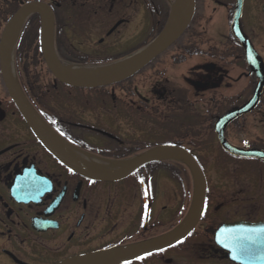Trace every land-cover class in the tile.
Masks as SVG:
<instances>
[{
  "label": "flooded vegetation",
  "instance_id": "1",
  "mask_svg": "<svg viewBox=\"0 0 264 264\" xmlns=\"http://www.w3.org/2000/svg\"><path fill=\"white\" fill-rule=\"evenodd\" d=\"M174 3L0 0V264H62L153 240L185 218L193 190L172 153L115 180L82 175L35 137L17 101L95 172L168 148L199 163L207 191L196 227L178 245L122 264L239 263L221 242L233 239L226 228L264 223V160L243 157L264 152V0H194L181 37L117 84L71 87L47 67L50 18L55 60L84 72L149 46ZM255 95L251 112L221 123Z\"/></svg>",
  "mask_w": 264,
  "mask_h": 264
},
{
  "label": "water",
  "instance_id": "2",
  "mask_svg": "<svg viewBox=\"0 0 264 264\" xmlns=\"http://www.w3.org/2000/svg\"><path fill=\"white\" fill-rule=\"evenodd\" d=\"M238 2H240V0H238ZM30 10L31 9L26 8L20 13L27 14ZM193 10V0H176L164 29L151 45L135 56L124 61L84 72L72 71L70 68H64L55 60L52 51V27L50 21H48L43 24L42 35L43 50L45 52L47 66L51 73L61 82L74 87L98 88L119 83L144 68L154 58L173 44L188 26L193 15ZM239 10L240 8H238L237 13L240 12ZM11 28L12 26L10 25L5 32L4 43L9 39L12 31ZM257 100L258 99L255 95L254 99L242 109L226 115L221 120L223 121L221 123L224 124V122H230L241 114L251 112L256 106ZM16 103L21 113L25 116L26 121L30 125L35 136L46 146V148L63 164L77 170L86 177L107 180L119 179L123 176L122 172L130 171L134 166H140L150 160L158 158L159 156L169 155V153L180 158L181 161L188 166L191 172L193 180V198L191 206L185 219L173 231L154 240L111 251L105 255L77 258L62 264H122L180 243L196 226L204 209L206 182L199 165L191 156L188 154L176 155L177 152L175 149L171 148H168V150L158 149L144 154L141 160L139 159L126 165L116 164L121 167L116 172L107 174L95 172L85 162L76 160L73 155L66 153L64 150H60L58 139L47 129L40 126L41 121L37 119L36 115L33 114V112H30L24 103L19 101ZM220 131L221 130L218 128L217 133ZM221 145L229 153L241 155L236 149L232 148L222 140ZM243 155L250 158L264 160L263 152L252 151ZM227 234H237V236H234V239L231 240L233 242L232 245L228 244L227 248L231 254L232 260L239 262L240 264H249L252 262L255 264H264V224L258 226L228 228ZM242 247L246 250L242 251ZM234 256L236 258H234Z\"/></svg>",
  "mask_w": 264,
  "mask_h": 264
},
{
  "label": "snow or ice",
  "instance_id": "3",
  "mask_svg": "<svg viewBox=\"0 0 264 264\" xmlns=\"http://www.w3.org/2000/svg\"><path fill=\"white\" fill-rule=\"evenodd\" d=\"M222 235H223V233H222ZM221 242L223 243V242H226V241H225V240H222ZM241 250H242V251H245L246 249H244V248L242 247ZM234 258H236V257L234 256Z\"/></svg>",
  "mask_w": 264,
  "mask_h": 264
},
{
  "label": "rangeland",
  "instance_id": "4",
  "mask_svg": "<svg viewBox=\"0 0 264 264\" xmlns=\"http://www.w3.org/2000/svg\"><path fill=\"white\" fill-rule=\"evenodd\" d=\"M213 166H214V168H215V169H218V167H217L216 163H214V165H213ZM210 169H211V168H210Z\"/></svg>",
  "mask_w": 264,
  "mask_h": 264
}]
</instances>
